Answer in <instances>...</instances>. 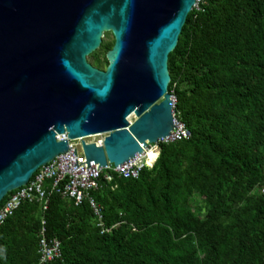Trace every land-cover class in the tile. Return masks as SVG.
<instances>
[{"label": "trees", "instance_id": "trees-1", "mask_svg": "<svg viewBox=\"0 0 264 264\" xmlns=\"http://www.w3.org/2000/svg\"><path fill=\"white\" fill-rule=\"evenodd\" d=\"M113 45L89 60L106 70ZM168 63L191 138L93 191L101 222L89 201H22L0 225V264H40L44 236L61 245L50 264H264V0H201Z\"/></svg>", "mask_w": 264, "mask_h": 264}, {"label": "water", "instance_id": "water-1", "mask_svg": "<svg viewBox=\"0 0 264 264\" xmlns=\"http://www.w3.org/2000/svg\"><path fill=\"white\" fill-rule=\"evenodd\" d=\"M198 0H0V203L75 148L121 165L170 136L169 56ZM105 33L109 66L89 56Z\"/></svg>", "mask_w": 264, "mask_h": 264}, {"label": "built area", "instance_id": "built-area-1", "mask_svg": "<svg viewBox=\"0 0 264 264\" xmlns=\"http://www.w3.org/2000/svg\"><path fill=\"white\" fill-rule=\"evenodd\" d=\"M190 138L191 132L176 118L170 136L160 142H177ZM57 140L69 142L67 152L59 154L54 160L39 168L24 187H21L10 200L5 201L0 208V225H3L8 218L14 215L22 201L48 203L51 193L60 195L64 200L74 201L77 207L89 201L101 222V212L91 196L92 192L100 188L102 183H112L115 176L122 179H138L141 172L150 166L146 152L116 167L108 163L107 167L97 168L94 162H90V168H78L75 148L70 147V143L84 139L68 140L67 135H61L57 137ZM157 148L158 143L155 146H150V150L154 152ZM40 253V264L52 263L62 255L60 242L44 236L40 241Z\"/></svg>", "mask_w": 264, "mask_h": 264}, {"label": "clouds", "instance_id": "clouds-1", "mask_svg": "<svg viewBox=\"0 0 264 264\" xmlns=\"http://www.w3.org/2000/svg\"><path fill=\"white\" fill-rule=\"evenodd\" d=\"M198 1H200V0H198ZM198 1H197V4H196V6H195L194 8H198V5H199V2H198ZM89 57H90V56H89ZM88 60H89V58H88ZM89 63H90V62H89ZM172 96H173V100H174L175 105H176V97H175L174 95H172ZM175 105H174V106H175ZM174 115H175V119H176L177 117H176V114H175V107H174ZM177 119H178V118H177ZM61 135H67V136H68L67 133H64V134H61ZM61 135H60V134L57 135L56 138H57L58 136H61ZM94 137H95V135H94V136L87 137V138H84V140H85V139L94 138ZM68 140H69V138H68ZM70 140H71V139H70ZM67 142H68V141H67ZM68 143H69V142H68ZM68 145H69V144H68ZM155 145H156V144H155ZM155 145H152V146H155ZM150 146H151V145H150ZM150 146H149L147 149L144 150V153H143V154H145V153L147 152L146 157H148V151L150 150ZM158 149H159V148H158ZM159 152H160V151H158L157 156H156L155 160L153 161V163H150V166H147V167H152V166L154 165V163L156 162V160H157V158H158V156H159ZM108 163H110V162H108ZM108 163H107V164H108ZM111 164H112V163H111ZM113 165H114V164H113ZM121 165H122V164H121ZM117 166H118V165H117ZM103 167H104V166H103ZM147 167H146V168H147ZM19 189H20V188H19ZM19 189H18V190H19ZM15 191H17V190H15ZM12 192H14V191H12ZM10 193H11V192H10ZM10 193H9V194H10ZM9 194H8V195H9ZM8 195H7V196H8ZM7 196H6V197H7ZM6 197H5V198H6ZM5 198H4V199H5ZM4 199H3V201H4ZM3 201H2V202H3ZM2 202H1V203H2ZM4 203H5V202H4ZM19 206H20V205H19ZM0 208H1V207H0ZM15 212H16V211H15ZM14 214H15V213H14ZM60 246H61V245H60ZM61 254H62V252H61ZM61 256H62V255H61ZM58 259L60 260L61 257L58 258ZM53 262H54V261H53Z\"/></svg>", "mask_w": 264, "mask_h": 264}, {"label": "rangeland", "instance_id": "rangeland-1", "mask_svg": "<svg viewBox=\"0 0 264 264\" xmlns=\"http://www.w3.org/2000/svg\"><path fill=\"white\" fill-rule=\"evenodd\" d=\"M198 2H201V0L198 1ZM113 39H114V38H113V35H112L111 33H105L104 36H103V38H102V40H103L104 43H113ZM89 62H90V64H92L94 67H96V65L94 64L96 61L93 63V62H91V61L89 60ZM96 68H98V67H96ZM98 69H99V68H98ZM100 69L103 70L102 68H100ZM157 150L159 151L158 148L156 149V151H157Z\"/></svg>", "mask_w": 264, "mask_h": 264}, {"label": "bare ground", "instance_id": "bare-ground-1", "mask_svg": "<svg viewBox=\"0 0 264 264\" xmlns=\"http://www.w3.org/2000/svg\"><path fill=\"white\" fill-rule=\"evenodd\" d=\"M158 150L157 151H153V150H149L148 151V163H153V161L155 160L156 156H157Z\"/></svg>", "mask_w": 264, "mask_h": 264}, {"label": "flooded vegetation", "instance_id": "flooded-vegetation-1", "mask_svg": "<svg viewBox=\"0 0 264 264\" xmlns=\"http://www.w3.org/2000/svg\"><path fill=\"white\" fill-rule=\"evenodd\" d=\"M113 41H114V39H113ZM101 70V69H100ZM104 70V69H103Z\"/></svg>", "mask_w": 264, "mask_h": 264}]
</instances>
